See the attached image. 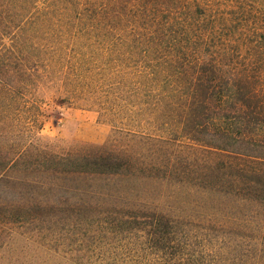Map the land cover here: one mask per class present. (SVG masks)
<instances>
[{"label":"trees","instance_id":"1","mask_svg":"<svg viewBox=\"0 0 264 264\" xmlns=\"http://www.w3.org/2000/svg\"><path fill=\"white\" fill-rule=\"evenodd\" d=\"M166 1L142 7L160 19L141 35L112 41L110 78L127 98L114 112L147 113L170 135L127 128L103 143L35 137L21 148L0 146L1 242L50 232L71 264L264 257V0ZM107 2L0 0L3 114L18 111L11 110L18 100L34 101L32 87L46 68L25 27L85 20L90 8L107 13ZM161 184L215 194L225 208L174 214L161 202Z\"/></svg>","mask_w":264,"mask_h":264},{"label":"rangeland","instance_id":"2","mask_svg":"<svg viewBox=\"0 0 264 264\" xmlns=\"http://www.w3.org/2000/svg\"><path fill=\"white\" fill-rule=\"evenodd\" d=\"M161 1L108 0L107 13L100 14L97 7H87L90 8L91 17L85 20L74 16L66 23L58 22L51 30L39 24L25 27L27 30L23 34H30L35 43L42 47L40 59L44 64L41 65L46 68L39 69L40 76L32 87L34 101L29 98L18 100L11 110H19L6 114L2 113L5 108L0 103V146L21 148L35 137L50 139L61 145L103 143L113 129L127 128L169 136L170 133L147 113L136 115L132 112L133 115H130L129 112H114L116 103L124 102L127 98L111 85L110 78L116 68L112 56L116 54L114 49L117 46H113L112 41L115 45L118 39L141 35L143 27L159 21L160 15L152 18L144 16L142 7L157 6ZM197 1L209 5L222 2ZM166 4L170 5L169 0ZM104 15L107 20L106 17L102 18ZM151 20L154 21L151 23ZM131 110L135 111V108ZM178 147L180 153L190 156L188 151ZM157 186V190L163 194L161 202L166 203L164 208L170 205V211L174 214L199 216L208 205L225 208L222 198L215 194L189 186ZM45 234L46 237L42 234L37 238L11 235L7 244L1 242L5 236L3 234L0 244L6 245L0 250V264H71L64 263L60 258L61 239L52 238L50 232ZM49 239L51 242H48ZM259 249L264 252V247ZM252 261L254 264H264V257Z\"/></svg>","mask_w":264,"mask_h":264}]
</instances>
